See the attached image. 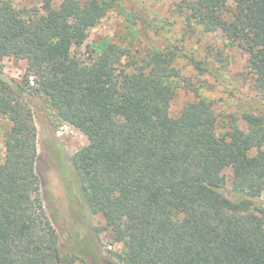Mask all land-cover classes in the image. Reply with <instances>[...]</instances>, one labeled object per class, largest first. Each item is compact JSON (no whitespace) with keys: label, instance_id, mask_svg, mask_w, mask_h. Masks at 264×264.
<instances>
[{"label":"trees","instance_id":"16d2710c","mask_svg":"<svg viewBox=\"0 0 264 264\" xmlns=\"http://www.w3.org/2000/svg\"><path fill=\"white\" fill-rule=\"evenodd\" d=\"M116 1L17 8L0 0V59L26 63L20 81L0 74V118L9 124L0 162V264L80 259L77 246L60 241L44 205L29 102L35 96L87 138L67 160L56 142L45 141L81 220L82 246L91 244L86 253L111 264H264V0H180L173 10L181 30L173 40L162 36L165 23L130 0L131 33L145 48L131 53L110 42L94 56L76 55ZM198 30L221 31L247 56L252 96L237 115L223 117L220 130L211 101L198 92L177 116L169 113L176 90L191 87L178 58L199 73L219 71L185 50ZM97 213L120 252L99 249Z\"/></svg>","mask_w":264,"mask_h":264},{"label":"rangeland","instance_id":"374dc122","mask_svg":"<svg viewBox=\"0 0 264 264\" xmlns=\"http://www.w3.org/2000/svg\"><path fill=\"white\" fill-rule=\"evenodd\" d=\"M17 8L40 7L44 0H11ZM60 0H52L53 5H57ZM180 0H136L139 6L144 7L152 20L166 24L162 31V36H168L172 40L180 34V23L174 12V4ZM115 6L92 27L84 43L73 49L76 55L82 58L94 56L100 50L102 45L110 42L120 44L125 48H131L134 53L135 48H145L143 42L131 33L130 12L132 1L117 0ZM160 37H155L160 42ZM185 50L193 54L197 59L206 60L213 69H218L215 75L211 73H199L185 57L176 60V67L180 69L181 76L185 82H189L191 87H180L176 90L173 99L170 102L169 113L171 116H177L182 106L195 99V92H198L202 98L210 100L212 103L213 114L216 116L217 126L220 130V124L223 117L232 113L237 115V106L242 101H246L252 96L249 92L251 82L250 75L246 68V54L233 45L228 44L221 31L203 33L198 30L194 35L187 37ZM221 60L219 61V59ZM128 57L123 58V61ZM26 63L23 60L14 57H4L0 59V74L2 78L9 82L20 81L25 71ZM32 106L37 128V149L39 152L36 165L41 179V194L43 195L46 211L57 231L60 241L65 244H72L78 247L80 259L74 264H111L104 261L96 253L91 256V244L82 246L85 239L84 229L81 221L72 212L69 200L67 199L65 188L58 176L57 154L53 157L54 163L49 158L45 149V141L51 139L56 142L64 152L63 160H67L74 152L87 143L86 136L69 125L68 123L57 119L48 108L45 100L35 96L29 99ZM44 124V125H43ZM53 124V125H52ZM9 124L7 120L0 118V162L3 159L4 139ZM227 188L230 189L232 178L231 169L226 168ZM105 225L104 217L101 213L92 216V226L98 234L100 250L110 255L121 251L120 244H112L109 234L103 230ZM84 252H81V248ZM115 264V263H112Z\"/></svg>","mask_w":264,"mask_h":264}]
</instances>
